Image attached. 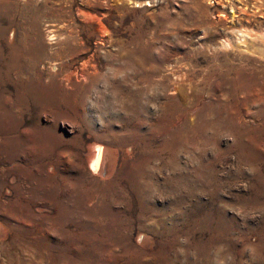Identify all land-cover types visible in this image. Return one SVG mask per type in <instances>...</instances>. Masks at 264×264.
<instances>
[{
  "label": "rangeland",
  "instance_id": "obj_1",
  "mask_svg": "<svg viewBox=\"0 0 264 264\" xmlns=\"http://www.w3.org/2000/svg\"><path fill=\"white\" fill-rule=\"evenodd\" d=\"M263 59L264 0H0V264H264Z\"/></svg>",
  "mask_w": 264,
  "mask_h": 264
},
{
  "label": "bare ground",
  "instance_id": "obj_2",
  "mask_svg": "<svg viewBox=\"0 0 264 264\" xmlns=\"http://www.w3.org/2000/svg\"><path fill=\"white\" fill-rule=\"evenodd\" d=\"M232 12V11H231ZM227 17V16H226ZM246 34V33H245ZM243 35V34H242ZM239 42V40H238ZM263 53V52H262ZM248 57V56H247ZM245 58V57H244ZM246 59V58H245ZM260 61V60H259ZM264 61V59H263ZM257 69V68H256ZM260 70V69H259ZM241 75V71H238L237 72V76H240ZM100 155H101V148L100 147H97V149H95V152L93 154V157L91 159V162H90V169L93 173H97V169H98V163H99V158H100Z\"/></svg>",
  "mask_w": 264,
  "mask_h": 264
}]
</instances>
